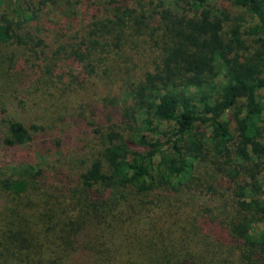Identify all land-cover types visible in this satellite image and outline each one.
Here are the masks:
<instances>
[{"label": "trees", "instance_id": "obj_1", "mask_svg": "<svg viewBox=\"0 0 264 264\" xmlns=\"http://www.w3.org/2000/svg\"><path fill=\"white\" fill-rule=\"evenodd\" d=\"M0 264H264V0H0Z\"/></svg>", "mask_w": 264, "mask_h": 264}, {"label": "rangeland", "instance_id": "obj_2", "mask_svg": "<svg viewBox=\"0 0 264 264\" xmlns=\"http://www.w3.org/2000/svg\"><path fill=\"white\" fill-rule=\"evenodd\" d=\"M215 5H217V4H214V6H215ZM216 8H218V5H217ZM51 96H52V95H50V93H49V97L47 98V100H45V103H46V102L50 103L49 101H53L52 98H51ZM71 104H76V103L73 102V103H71ZM34 111H35L34 116H35L36 118L40 117L39 122H41V123L43 122V124H45L46 122H44V120L47 119V113H46L44 110H42L40 107H39V108H35ZM48 133L54 134V133H56V131H55V130H49ZM57 135H58V134H57ZM53 137H54L53 135H51V136L48 135V138H50V139H52ZM64 153H65V154H64L63 157L61 158V163L63 164L64 167H66V168H70L71 166H69V165H70V163H71V161H72V156L77 157L78 154L75 153V152H73V149H72V148H70V149L67 150V151H64ZM7 161H8V160H7Z\"/></svg>", "mask_w": 264, "mask_h": 264}]
</instances>
